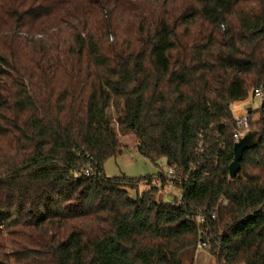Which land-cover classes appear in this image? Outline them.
<instances>
[{
    "label": "trees",
    "instance_id": "16d2710c",
    "mask_svg": "<svg viewBox=\"0 0 264 264\" xmlns=\"http://www.w3.org/2000/svg\"><path fill=\"white\" fill-rule=\"evenodd\" d=\"M256 88L264 0H0V264H264L262 102L228 171ZM120 136L173 174L107 176Z\"/></svg>",
    "mask_w": 264,
    "mask_h": 264
},
{
    "label": "rangeland",
    "instance_id": "374dc122",
    "mask_svg": "<svg viewBox=\"0 0 264 264\" xmlns=\"http://www.w3.org/2000/svg\"><path fill=\"white\" fill-rule=\"evenodd\" d=\"M262 99L259 97L253 96L251 93L248 98L243 101L234 102L231 105L232 113L234 117H239L241 115H245L248 108H251L253 111L258 109L261 105ZM259 114L254 113L251 116V120L258 119ZM249 133L252 136L256 131L254 128H249ZM120 139L127 144L128 149L120 156L116 158H109L103 164L104 173L107 176H127V177H143L148 175H156L160 171L168 172V166L166 164L165 159H161L157 165H154L148 158L142 155L135 144L133 139L130 136H120ZM132 139V140H131ZM153 183H157L156 180L152 181ZM149 185L145 182H142L139 185L138 192L142 194ZM130 195L136 196V192L134 190H129ZM179 194V190L173 186L168 185L159 193V197L165 200H171L174 196ZM11 262L13 259L10 257ZM214 264V262H212Z\"/></svg>",
    "mask_w": 264,
    "mask_h": 264
},
{
    "label": "built area",
    "instance_id": "2783aa9c",
    "mask_svg": "<svg viewBox=\"0 0 264 264\" xmlns=\"http://www.w3.org/2000/svg\"><path fill=\"white\" fill-rule=\"evenodd\" d=\"M253 95L255 97L262 98L263 97V91L260 88H256L253 91ZM249 130V117L245 115H241L239 117L235 118V130L233 132V138L235 139V142L244 137V135L247 133ZM90 166H87L86 169L84 170L86 174L90 173ZM174 169H169L168 176L170 177L173 174ZM214 217V216H212ZM205 221L204 217L200 216L198 217V222L202 224ZM207 246V242L200 240L197 244L198 249H205Z\"/></svg>",
    "mask_w": 264,
    "mask_h": 264
},
{
    "label": "water",
    "instance_id": "95a60500",
    "mask_svg": "<svg viewBox=\"0 0 264 264\" xmlns=\"http://www.w3.org/2000/svg\"><path fill=\"white\" fill-rule=\"evenodd\" d=\"M262 105H264V101H262ZM252 136L249 131L236 141L233 145V159L228 165L229 177L235 178L240 170V160L242 158L243 152L253 146L257 141V132L253 131Z\"/></svg>",
    "mask_w": 264,
    "mask_h": 264
},
{
    "label": "crops",
    "instance_id": "0c3cea01",
    "mask_svg": "<svg viewBox=\"0 0 264 264\" xmlns=\"http://www.w3.org/2000/svg\"><path fill=\"white\" fill-rule=\"evenodd\" d=\"M213 258L205 249H198L195 254L194 264H212Z\"/></svg>",
    "mask_w": 264,
    "mask_h": 264
}]
</instances>
